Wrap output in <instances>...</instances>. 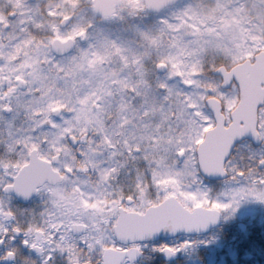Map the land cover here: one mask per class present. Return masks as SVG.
Returning a JSON list of instances; mask_svg holds the SVG:
<instances>
[{
  "label": "snow or ice",
  "instance_id": "snow-or-ice-1",
  "mask_svg": "<svg viewBox=\"0 0 264 264\" xmlns=\"http://www.w3.org/2000/svg\"><path fill=\"white\" fill-rule=\"evenodd\" d=\"M248 203L264 0H0V264L246 253Z\"/></svg>",
  "mask_w": 264,
  "mask_h": 264
},
{
  "label": "trees",
  "instance_id": "trees-1",
  "mask_svg": "<svg viewBox=\"0 0 264 264\" xmlns=\"http://www.w3.org/2000/svg\"><path fill=\"white\" fill-rule=\"evenodd\" d=\"M263 216L264 212L260 213V217ZM252 227L255 238L246 253L235 251L238 242L232 238L231 226H226L228 235L220 242L200 245L198 255L194 258L200 264H208L210 260L214 264H264V217L252 224ZM182 263L187 264L188 260Z\"/></svg>",
  "mask_w": 264,
  "mask_h": 264
},
{
  "label": "flooded vegetation",
  "instance_id": "flooded-vegetation-1",
  "mask_svg": "<svg viewBox=\"0 0 264 264\" xmlns=\"http://www.w3.org/2000/svg\"><path fill=\"white\" fill-rule=\"evenodd\" d=\"M250 210L248 211V216L246 218H238L235 219L233 224L239 223L241 220L250 221L251 225L254 224L256 221L262 219L263 217H260V213L264 212V207L260 206L259 204L250 205Z\"/></svg>",
  "mask_w": 264,
  "mask_h": 264
},
{
  "label": "rangeland",
  "instance_id": "rangeland-1",
  "mask_svg": "<svg viewBox=\"0 0 264 264\" xmlns=\"http://www.w3.org/2000/svg\"><path fill=\"white\" fill-rule=\"evenodd\" d=\"M256 203H248V204H246V205H244V206H242V208L239 210V212H238V214H237V217L238 218H246L247 216H248V211L250 210V205H255ZM237 217H236V219H237ZM233 223H234V221H233ZM202 246V245H201ZM211 261V260H210ZM209 261V262H210ZM208 262V264H214V263H212V261L209 263ZM187 264H200L199 262H198V259H196V258H189L188 259V263Z\"/></svg>",
  "mask_w": 264,
  "mask_h": 264
},
{
  "label": "water",
  "instance_id": "water-1",
  "mask_svg": "<svg viewBox=\"0 0 264 264\" xmlns=\"http://www.w3.org/2000/svg\"><path fill=\"white\" fill-rule=\"evenodd\" d=\"M158 238H165V237H158Z\"/></svg>",
  "mask_w": 264,
  "mask_h": 264
}]
</instances>
